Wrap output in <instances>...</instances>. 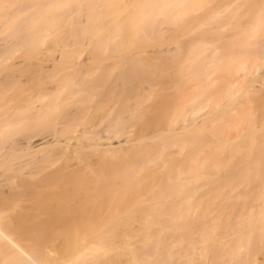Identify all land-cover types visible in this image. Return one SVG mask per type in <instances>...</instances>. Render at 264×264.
Instances as JSON below:
<instances>
[{
	"label": "bare ground",
	"instance_id": "1",
	"mask_svg": "<svg viewBox=\"0 0 264 264\" xmlns=\"http://www.w3.org/2000/svg\"><path fill=\"white\" fill-rule=\"evenodd\" d=\"M241 2L0 0L38 63L66 26L175 44L0 73V264H264V0Z\"/></svg>",
	"mask_w": 264,
	"mask_h": 264
},
{
	"label": "rangeland",
	"instance_id": "2",
	"mask_svg": "<svg viewBox=\"0 0 264 264\" xmlns=\"http://www.w3.org/2000/svg\"><path fill=\"white\" fill-rule=\"evenodd\" d=\"M236 2L239 5L242 3L241 0H236ZM239 11L241 12V14H243L244 9L241 8ZM244 20L246 21V23L243 25L244 29H249L252 27V23L254 24V22L247 19V16L244 17ZM112 24H113L112 21L107 22V26H108L107 28H111ZM65 28L68 30L67 33H69V36L62 35L58 37V35H56L55 38L53 36L52 38H49V40L58 41V44L56 43L55 47H52V46L49 47L50 44L45 46V48H49V50L46 51L47 52L46 56H44L46 58V61L42 60L41 61L42 63L41 62L39 63L40 65L43 64L42 66L46 67V70L50 68L48 65L52 64L53 57L55 58L56 56H59L60 54L59 49L63 44L71 45V48L69 49V54L73 56H77L78 58L76 61L79 64L88 65V67L90 68H96V67H99V68L111 67L112 68L113 67L112 63H114V65H117L123 59H128V58L133 57L132 55H136V57L140 58L143 63H148V62L153 63L159 59V57H156L155 55L150 54L151 52H153L154 49H158V48L175 49L174 42H171V39L167 38L171 34L170 32L165 33L163 42L135 44V46L128 48L129 49V50L127 49L128 51L126 50V51L110 52L107 49L104 51L101 48L100 49L94 48V47L92 48L91 46L95 43L103 45V44H106V42L119 45L122 40L120 36H116L115 38L109 39V40H102L101 38H95V37L90 38V40L88 39L82 40V38L79 36L70 37L71 35L70 33L74 32L71 26H68V27L66 26ZM3 29L4 28H0V48H2L0 50V54H1L0 73L7 72V70H9L12 67H15V65H16V68H18L17 70L20 71L23 68H27L31 64H35V63L39 64L38 60L34 58H28L34 55L33 52L29 50V48H27L26 46H22V45L16 46L17 41L15 40V38H11L10 36H8L6 29H4V31ZM222 32L226 33V35L232 34L231 29H225V30H222ZM79 41L81 44H84L86 46L83 47L82 49H77L76 44H78ZM99 57H103L102 59H104V61L100 62ZM213 77L219 79V76L215 75ZM254 85L257 87L264 88V86H261L260 84H257V83ZM168 93H171V91ZM260 94H261V91H260ZM260 96L261 95L256 96L257 97L256 99H259ZM154 101H157V99H155ZM207 112H208L207 110H204V113H207ZM257 261L258 262L262 261V256H258Z\"/></svg>",
	"mask_w": 264,
	"mask_h": 264
}]
</instances>
